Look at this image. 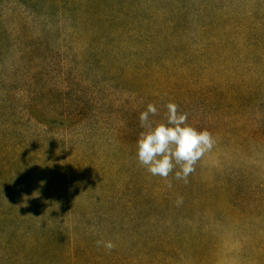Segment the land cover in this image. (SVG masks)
Wrapping results in <instances>:
<instances>
[{
    "label": "rangeland",
    "instance_id": "1",
    "mask_svg": "<svg viewBox=\"0 0 264 264\" xmlns=\"http://www.w3.org/2000/svg\"><path fill=\"white\" fill-rule=\"evenodd\" d=\"M162 1L174 0H0V264H264V0H176L175 31L201 50L174 60L189 84L167 89L185 92L178 112L215 139L187 182L137 159L146 129L131 117L154 79L113 91L98 82L102 58L83 70L60 45L65 11L115 25L103 7L140 18ZM33 82L47 88L33 93ZM75 85L89 107L73 108ZM172 98L160 93L153 127Z\"/></svg>",
    "mask_w": 264,
    "mask_h": 264
},
{
    "label": "trees",
    "instance_id": "2",
    "mask_svg": "<svg viewBox=\"0 0 264 264\" xmlns=\"http://www.w3.org/2000/svg\"><path fill=\"white\" fill-rule=\"evenodd\" d=\"M63 4L65 3L62 2L60 6L63 7ZM66 6L67 5H64V7ZM154 6L155 7H151V5L148 4V15H145V17L139 15L140 18L134 12L121 7H119L121 9H118V6L112 7L111 10L108 7H103V10L106 12L104 13L103 10H101L100 13L102 15H109L110 13L108 12L113 11L116 17V23L114 25L113 19L106 18L102 26H97L80 16L81 20H77L78 15L74 12L65 11V13L61 14L59 17H64L63 23L69 21L71 24L68 28L66 27L59 36L60 39H62L60 45L65 48L66 56L74 60L71 66L75 65V67L82 68L83 70L84 66H92V64L95 63L91 61V54L94 53L95 58L98 57L103 59L101 63L105 65L106 72V74H100V77L96 76V79L99 77L98 82L107 83L106 86L118 92L124 90L130 84L135 85L134 81H136V85L138 83L146 84L148 79L151 78L157 83V87L155 85L146 87L147 92H145V97L150 100L148 105L154 104L156 106L157 103L161 105V101H158L160 100V93L173 96L170 102L177 105L179 100L185 97V92L181 91V94L174 95L173 92L169 91L167 88L179 91L180 82L184 81L187 86L189 84V79H187L186 75L180 73V70L175 72L174 69L179 61L174 60L177 59V57L181 60H188L194 51L201 49H191L190 51L187 45L189 43L184 42L183 33H176L175 30L179 28H182V31H184L183 15L180 13L179 5L176 0L172 2H158ZM51 30L54 32L53 30H55V27L52 29L50 23H47L45 32L49 33ZM95 37H98L99 40L94 41ZM48 43H43L44 47L51 46L50 41H48ZM82 46H88L90 49H87L86 52L79 51ZM148 53L151 54L152 59L146 58L149 56ZM33 55L36 54H31L33 58L31 64H34L35 66L33 68H36L40 62H38L37 59L34 60ZM78 59L85 62L84 65H82L81 61H77ZM143 59L147 62L145 63L146 65L142 64ZM187 62L189 67H191L190 71H194L198 61ZM181 67L182 66H180V69ZM92 71L93 69H90L87 73L93 74ZM190 71L187 72V75H189ZM169 72H171V74H169ZM71 86H73V84H71L69 88H71ZM32 87V92L34 93L44 90L47 88V85L43 86L41 83L33 82ZM74 88L75 106H73V108L77 106H81L84 109L89 107L90 97L84 96L76 85ZM64 89H66V87H64ZM48 91H52V89H48ZM116 92L110 94H115V97H117L116 94L118 93ZM122 105L123 103H120L119 107ZM156 107L158 108V106ZM87 110H89V108ZM93 110L94 109H92V111ZM146 110L143 103L140 112L142 113ZM119 111L121 113L127 112H125L123 108H119ZM86 112L83 113L84 119H86ZM71 113L72 116H76L75 111ZM93 114L97 116L96 112H93ZM131 118L134 123H132L130 127L132 126L134 129V126L136 124L138 125L136 121L139 118L136 114ZM126 130L128 133L130 129Z\"/></svg>",
    "mask_w": 264,
    "mask_h": 264
},
{
    "label": "clouds",
    "instance_id": "3",
    "mask_svg": "<svg viewBox=\"0 0 264 264\" xmlns=\"http://www.w3.org/2000/svg\"><path fill=\"white\" fill-rule=\"evenodd\" d=\"M165 108L166 123H155L154 127L149 119L158 112L154 104H149L140 114V126L146 131L140 134L137 142V159L153 176L167 179L175 170V179L187 182L197 162L213 149L215 139L209 131H197L189 126L187 113L178 112L175 103L169 102ZM177 203H182V198ZM97 246L108 251L115 248L112 241H97Z\"/></svg>",
    "mask_w": 264,
    "mask_h": 264
}]
</instances>
